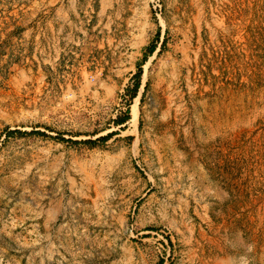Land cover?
<instances>
[{"label": "rangeland", "instance_id": "374dc122", "mask_svg": "<svg viewBox=\"0 0 264 264\" xmlns=\"http://www.w3.org/2000/svg\"><path fill=\"white\" fill-rule=\"evenodd\" d=\"M0 264H264V0H0Z\"/></svg>", "mask_w": 264, "mask_h": 264}, {"label": "trees", "instance_id": "16d2710c", "mask_svg": "<svg viewBox=\"0 0 264 264\" xmlns=\"http://www.w3.org/2000/svg\"><path fill=\"white\" fill-rule=\"evenodd\" d=\"M157 37H159V32L156 33V38H157ZM154 49H155V45H154V44H151V45L147 48V50L145 51V53H144V59H145L149 54H151V53L154 51ZM134 78L136 79V83H135V85H134V87H133V92L135 93V91L137 90V88H138V86H139L140 65H139L138 71H137V73L135 74V77H134ZM126 117H127V115H126ZM126 117L119 119V121H121V120H125ZM33 133H37V134H42V135H44V133L41 132V131H33ZM105 138H106V137H103V140H104ZM63 140H67V141H69V142H75V143H78L77 140H73V139H70V138H68V139H63ZM83 143L94 144V141H93V140H90V139H87V140L83 141Z\"/></svg>", "mask_w": 264, "mask_h": 264}, {"label": "built area", "instance_id": "2783aa9c", "mask_svg": "<svg viewBox=\"0 0 264 264\" xmlns=\"http://www.w3.org/2000/svg\"><path fill=\"white\" fill-rule=\"evenodd\" d=\"M61 52H62V53H58V55H57L55 61H59V62H61L62 60L65 59V56L67 55V52H65L64 49H62ZM69 53H71L72 55H77L76 48H75L74 51H71V50H70ZM93 56H94V55L92 54V58H94Z\"/></svg>", "mask_w": 264, "mask_h": 264}, {"label": "bare ground", "instance_id": "6f19581e", "mask_svg": "<svg viewBox=\"0 0 264 264\" xmlns=\"http://www.w3.org/2000/svg\"><path fill=\"white\" fill-rule=\"evenodd\" d=\"M137 100H138V97H136L135 102L131 108L132 121L136 120L137 115H138Z\"/></svg>", "mask_w": 264, "mask_h": 264}]
</instances>
